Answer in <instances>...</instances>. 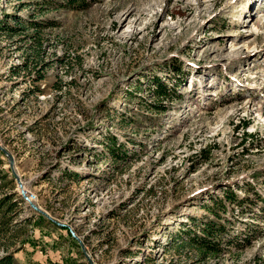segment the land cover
Segmentation results:
<instances>
[{"label":"rangeland","instance_id":"rangeland-1","mask_svg":"<svg viewBox=\"0 0 264 264\" xmlns=\"http://www.w3.org/2000/svg\"><path fill=\"white\" fill-rule=\"evenodd\" d=\"M43 1L0 0L16 263L264 264V0ZM208 207L237 239L218 254L184 241Z\"/></svg>","mask_w":264,"mask_h":264},{"label":"trees","instance_id":"trees-1","mask_svg":"<svg viewBox=\"0 0 264 264\" xmlns=\"http://www.w3.org/2000/svg\"><path fill=\"white\" fill-rule=\"evenodd\" d=\"M45 4L49 3L50 0H44ZM63 2L66 4L67 8H75L82 7L83 6V0H63ZM156 89H155V96L157 98H163L166 97L167 94L170 95V90L167 88V86L164 83H161L160 81H156ZM158 111H161V109ZM113 144L112 147L115 150H119L117 146V139L112 138ZM0 164H3V159L0 157ZM226 199L230 202V205H236L239 209L243 210V208L251 207L254 203L251 202V200L248 197L240 198L235 192L233 191H227L226 192ZM17 201H14L13 195H6L5 197L0 199V233L5 230L7 231L6 227V219L10 214L13 213V216H17L15 213V210L18 209ZM215 205H218L222 210L226 211V205L223 204L222 199H217L215 201ZM209 210L213 213L215 219H212L211 217H208L205 222H198L195 223V225L200 226L201 228V234H195V236L189 237L188 240H184L185 242H189L190 244H194L197 246L201 251H205L208 253H215L218 254L222 250V245L225 244L229 247H234L235 243L237 242V239L233 237V234L231 230L229 229L228 223L230 220L224 219L222 215L217 211L216 209H212L208 207ZM235 208L233 207L232 211ZM19 212V211H18ZM243 212V211H242ZM15 221V217L12 219H9ZM223 220H227L228 223H224ZM5 221V222H4ZM193 221H196V219H193ZM5 228V229H4ZM7 233V232H5ZM3 233L0 234V248L2 247V250H5L4 256L0 257V264H17L16 263V254L21 251L20 247L12 252L9 253V249L14 247L15 241H10V243L3 242ZM251 236V235H250ZM249 235L244 236L243 242L246 245H249L251 242V237ZM15 237V236H14ZM237 246L241 247L243 246L241 243L237 244Z\"/></svg>","mask_w":264,"mask_h":264},{"label":"built area","instance_id":"built-area-1","mask_svg":"<svg viewBox=\"0 0 264 264\" xmlns=\"http://www.w3.org/2000/svg\"><path fill=\"white\" fill-rule=\"evenodd\" d=\"M26 199L29 201H34L37 199V196L33 193H27Z\"/></svg>","mask_w":264,"mask_h":264},{"label":"water","instance_id":"water-1","mask_svg":"<svg viewBox=\"0 0 264 264\" xmlns=\"http://www.w3.org/2000/svg\"><path fill=\"white\" fill-rule=\"evenodd\" d=\"M10 159H12L11 156H10Z\"/></svg>","mask_w":264,"mask_h":264}]
</instances>
